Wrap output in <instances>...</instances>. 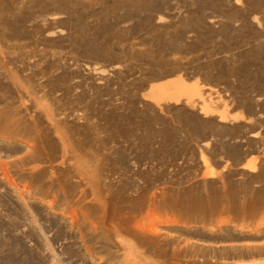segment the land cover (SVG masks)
Masks as SVG:
<instances>
[{"label":"rangeland","instance_id":"rangeland-1","mask_svg":"<svg viewBox=\"0 0 264 264\" xmlns=\"http://www.w3.org/2000/svg\"><path fill=\"white\" fill-rule=\"evenodd\" d=\"M89 223L264 264V0H0V264L100 257Z\"/></svg>","mask_w":264,"mask_h":264},{"label":"bare ground","instance_id":"bare-ground-1","mask_svg":"<svg viewBox=\"0 0 264 264\" xmlns=\"http://www.w3.org/2000/svg\"><path fill=\"white\" fill-rule=\"evenodd\" d=\"M106 228L98 225L89 223L84 226V229H88L91 233L97 237L98 241L103 245V252L100 253L101 256H91L89 255L88 260L85 263L78 264H170L164 257L167 254L172 256H178L182 253L183 250L187 251L191 249L192 242L189 239L182 240L181 243L178 242L177 238L171 235V232L175 230L176 226L169 224H151V225H133L131 226H121L110 227L105 226ZM79 228V226H77ZM83 229V230H84ZM117 229V230H116ZM163 235H148L144 231L157 230ZM177 229V228H176ZM115 230L119 233H126L133 238L132 243L126 239H122L119 235V238L113 241L109 239L112 232ZM119 230V231H118ZM111 232V233H110ZM117 235V234H116ZM148 243L150 249L152 250V255L147 253V250H141L139 246ZM183 244V245H181ZM170 245L169 253L168 249L165 247ZM117 249L116 253L113 252V249ZM88 254H90V249H87ZM44 261L45 264H58V258L50 252L44 251ZM163 257V258H162ZM190 260H186L185 264H190ZM171 264H181V262L175 261Z\"/></svg>","mask_w":264,"mask_h":264}]
</instances>
